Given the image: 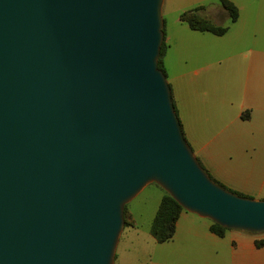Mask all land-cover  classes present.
Masks as SVG:
<instances>
[{
    "label": "water",
    "instance_id": "obj_1",
    "mask_svg": "<svg viewBox=\"0 0 264 264\" xmlns=\"http://www.w3.org/2000/svg\"><path fill=\"white\" fill-rule=\"evenodd\" d=\"M164 0H0V264H114L148 184L227 229L264 199L216 183L158 67Z\"/></svg>",
    "mask_w": 264,
    "mask_h": 264
},
{
    "label": "crops",
    "instance_id": "obj_2",
    "mask_svg": "<svg viewBox=\"0 0 264 264\" xmlns=\"http://www.w3.org/2000/svg\"><path fill=\"white\" fill-rule=\"evenodd\" d=\"M229 1L238 16L224 34L193 30L178 17L187 27L164 33L161 58L184 137L200 164L228 189L264 199V0ZM128 213L129 227L137 228ZM210 224L182 210L172 238L159 243L168 253L139 261L118 252L119 240L114 264H264V246L255 244L264 231L227 229L218 236Z\"/></svg>",
    "mask_w": 264,
    "mask_h": 264
},
{
    "label": "rangeland",
    "instance_id": "obj_3",
    "mask_svg": "<svg viewBox=\"0 0 264 264\" xmlns=\"http://www.w3.org/2000/svg\"><path fill=\"white\" fill-rule=\"evenodd\" d=\"M199 5L204 6V9L200 10L199 13L207 17L211 22L227 26L231 24L226 12L213 10L221 7L218 0H164L162 6L164 20L163 32L168 35H174L179 31L180 25L187 27L185 23L177 21L179 14ZM224 40L229 42L233 39L224 38ZM161 194H163V190L154 183H150L126 204L127 209L135 216L137 228L135 230L129 226L123 227L119 238V253L122 254L123 252L124 254L136 256L137 260H146L148 262L164 252L168 253V248H165L166 244L162 246L155 242L149 232V224L153 216L154 208Z\"/></svg>",
    "mask_w": 264,
    "mask_h": 264
},
{
    "label": "trees",
    "instance_id": "obj_4",
    "mask_svg": "<svg viewBox=\"0 0 264 264\" xmlns=\"http://www.w3.org/2000/svg\"><path fill=\"white\" fill-rule=\"evenodd\" d=\"M219 4L223 11L226 12L228 15V18L230 22H233L236 20L238 16V9L237 7L229 0H218ZM204 9V6H198L193 9H189L186 11H183L179 14V18L182 21H185L188 26L193 30L198 31H207L215 35H222L226 32L228 26L227 25H219L211 22L207 17L201 15L199 13L200 10ZM165 47L164 39L162 41L161 47H160V54L158 58V67L165 73V69L163 66L162 61V54ZM175 107V106H174ZM176 111V109H175ZM200 163V162H199ZM202 166V165H201ZM203 167V166H202ZM204 169V167H203ZM205 170V169H204ZM207 172V171H206ZM208 173V172H207ZM210 176V174L208 173ZM211 177V176H210ZM212 178V177H211ZM216 183L220 184L224 188H226L224 185L216 181L214 178H212ZM228 189V188H226ZM163 190V189H162ZM230 190V189H229ZM164 191V190H163ZM238 195L248 197L242 193L230 190ZM184 210L183 207L177 203L168 193L164 191V194L159 202V205L157 207V210L155 212V215L152 219L151 225H150V233L155 239L156 242L162 243L165 241H168L172 238L175 232L176 227V221L181 213V211ZM124 226L133 225L127 206L124 207ZM209 229L211 232L218 236H223L224 232L227 230V228L211 221V224L209 226ZM256 246H264V239H256L255 240Z\"/></svg>",
    "mask_w": 264,
    "mask_h": 264
}]
</instances>
